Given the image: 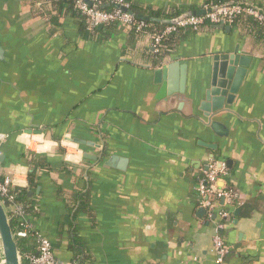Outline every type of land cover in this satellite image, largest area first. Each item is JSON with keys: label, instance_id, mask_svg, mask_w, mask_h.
I'll return each mask as SVG.
<instances>
[{"label": "crops", "instance_id": "crops-1", "mask_svg": "<svg viewBox=\"0 0 264 264\" xmlns=\"http://www.w3.org/2000/svg\"><path fill=\"white\" fill-rule=\"evenodd\" d=\"M33 1L0 0L2 45L12 51L15 37L32 60L24 89L0 90V133L9 136L0 173L34 203L28 221L56 260L218 264L217 218L196 191L217 159L237 190L223 264H264V32L253 21L184 31L161 61L146 35L122 25L91 35L71 16L55 29ZM220 1L133 0L162 20ZM237 50L250 58L247 74L234 102L208 119L200 107L213 58ZM30 124L43 134H26Z\"/></svg>", "mask_w": 264, "mask_h": 264}, {"label": "built area", "instance_id": "built-area-1", "mask_svg": "<svg viewBox=\"0 0 264 264\" xmlns=\"http://www.w3.org/2000/svg\"><path fill=\"white\" fill-rule=\"evenodd\" d=\"M100 4L97 0H75L76 9L86 18L88 31L93 32L99 26L104 27L111 23H117L124 27H133L136 33L146 35L153 42L154 47L161 46L162 41L166 37L181 29L198 30L202 26H218L223 23L232 25L241 17H251L264 28V9L245 0L207 3L203 7L206 12L204 15L189 16L176 24L168 25L160 33H152L148 30L145 22H138L136 17L129 11L130 5L124 0L114 1L118 8L111 11L101 10L99 8ZM8 137L7 134L0 133V157L2 156L1 145ZM229 171L225 162L210 159L196 187L200 197V205L217 218L214 226L215 236L211 252L216 257L218 264L225 263V259L231 250V247L226 244L222 232L226 224L231 220L229 207L237 200V190L228 182ZM17 187V183L12 177H3L0 173V199L9 213L15 214L22 221V229L19 231L14 230L16 238L34 236L39 243V255L29 256V263L62 264L55 258L51 241L43 237L30 223L25 224V210L22 205L17 204L15 201V191H18Z\"/></svg>", "mask_w": 264, "mask_h": 264}, {"label": "water", "instance_id": "water-1", "mask_svg": "<svg viewBox=\"0 0 264 264\" xmlns=\"http://www.w3.org/2000/svg\"><path fill=\"white\" fill-rule=\"evenodd\" d=\"M5 5H9L11 0H1ZM92 5L91 2H89ZM118 8V5L114 4ZM101 9L104 6L99 7ZM132 13V12H131ZM204 10L197 13H187L174 20H162L159 18H149L147 16H137L139 20L146 22H156L167 25L176 24L179 21L195 15H204ZM220 26H224V23ZM103 26H99L101 29ZM228 29V28H227ZM11 43L13 50H8L2 45L0 40V90L5 92H15V90L24 89L18 82L19 78L27 80V69L32 64L29 50L12 37ZM250 65V58L240 56L238 50L233 54H218L213 58V69L210 81V87L205 92L204 101L201 103L200 109L208 119H212L217 114L224 111L226 105H231L239 92L240 86L247 74ZM187 64L182 65L183 79L185 78V70ZM168 69H160L156 72L157 79H165ZM6 80V81H4ZM216 124L213 128H216ZM28 135H42L43 129L39 126L30 124L25 131ZM2 160V156L0 157ZM0 255L1 264H24L23 257L20 253L17 238L12 227V218L6 206L0 199Z\"/></svg>", "mask_w": 264, "mask_h": 264}, {"label": "trees", "instance_id": "trees-1", "mask_svg": "<svg viewBox=\"0 0 264 264\" xmlns=\"http://www.w3.org/2000/svg\"><path fill=\"white\" fill-rule=\"evenodd\" d=\"M97 1L101 3L100 7L104 6L103 9L100 8L101 10L111 11L113 9H116V7H114V1L116 0H97ZM124 1L130 5L129 11L132 12V14L136 17V20L138 22H145L150 32L160 33L168 26L167 24L146 22L139 20L137 16H147V17H160V16L167 17V16L157 11H149L145 8H142L138 6V4L133 2V0H124ZM30 8L32 12L36 14V16H43L45 18H48L50 23H52V25L57 27L55 29H59L62 26L61 24L62 17L71 16L74 19L78 20V24L80 25L81 31L91 35L93 34L96 35L99 33V28H96L93 32L88 31L86 18L76 9L75 0H34L33 2L30 3ZM249 21H253V24H255L257 28L261 29V32H264L263 26L251 17H241L237 19L232 25H237ZM116 26H119V24L111 23L104 26V28H111ZM207 26L210 25L202 26L198 30L181 29L178 32L166 37L162 41L161 46L153 47L154 56L156 57L157 60L162 61L168 55V50L171 49L172 45L176 42V40H178V37L180 36L181 33H183L184 31L196 32ZM129 31H131V33L140 35L136 33L135 28L133 27H130ZM34 178H35V174L33 173L30 175V180L32 183ZM15 195H16L15 196L16 203L22 205L25 210L26 219L24 222L25 224H29L28 217L32 215V212L35 209L34 203H31L30 202L31 200H28L27 194L23 191L20 190L15 191ZM10 217L12 218L13 229L15 231H19L20 229H22V221L20 220V218L13 213H10ZM17 242L20 253L23 257L24 264H30L28 257L39 255V243L37 238L34 236H29L27 238H18ZM74 264L76 263L74 262Z\"/></svg>", "mask_w": 264, "mask_h": 264}]
</instances>
